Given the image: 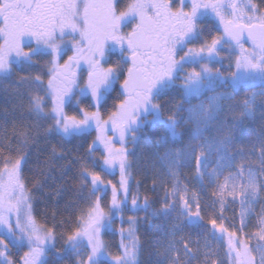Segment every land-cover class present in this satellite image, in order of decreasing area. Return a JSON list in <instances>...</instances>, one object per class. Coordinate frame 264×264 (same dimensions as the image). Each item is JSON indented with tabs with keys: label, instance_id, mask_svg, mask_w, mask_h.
<instances>
[{
	"label": "snow or ice",
	"instance_id": "snow-or-ice-1",
	"mask_svg": "<svg viewBox=\"0 0 264 264\" xmlns=\"http://www.w3.org/2000/svg\"><path fill=\"white\" fill-rule=\"evenodd\" d=\"M209 16L222 34L205 37L201 25ZM82 63L87 81L77 92ZM117 86L119 102L104 119L102 101ZM242 88L246 94L238 98ZM0 92L13 101L0 113L5 125L11 122V130L0 129V264H48L58 227L57 258L142 264L138 218L129 216V227H120L115 255L102 234L113 231L115 216L125 211L135 163L130 158L157 127L163 131L152 147H164L159 158L167 174H157L153 187L160 179L166 223L149 264H220L212 240H226L230 264H264V0H0ZM82 96L90 97L86 107ZM257 114L259 130L249 136L246 122ZM71 139L81 144L66 148ZM33 151L34 169L28 167ZM117 168L118 185L103 179L102 171ZM184 168H191L201 191L182 181ZM56 172L62 183L55 194H73L68 216L51 227L38 225L36 193L55 183ZM205 181L213 189L207 205L201 201ZM109 185L105 212L98 193ZM237 202L238 222L235 214L225 215ZM256 204L262 207L254 216ZM150 206L148 196L142 203L138 192L131 196V211L147 213ZM143 219L150 223L147 215ZM193 228L200 230L195 239ZM12 248L27 250L17 260Z\"/></svg>",
	"mask_w": 264,
	"mask_h": 264
},
{
	"label": "trees",
	"instance_id": "trees-1",
	"mask_svg": "<svg viewBox=\"0 0 264 264\" xmlns=\"http://www.w3.org/2000/svg\"><path fill=\"white\" fill-rule=\"evenodd\" d=\"M124 0H122V3ZM258 2V0H257ZM214 17L209 16L205 19V22L201 25L204 28V34L205 37H208L210 35H217V29H215L214 25L215 23L212 21ZM124 31H130V27L125 28ZM27 39V38H26ZM191 46V45H190ZM199 46V43L196 45ZM118 52L119 49H116V52H114L111 56L112 60H115L118 58ZM71 53H69L70 55ZM50 59V57H48ZM63 59H67V56H65ZM60 63H63V60L60 61ZM85 66L81 65L80 69H76L78 74V87H81L79 84L83 79L87 80V72L82 71V69ZM34 71H39V69H36ZM47 77H45L46 81ZM118 88V87H117ZM118 93L119 90L116 91H110L108 94H106L104 100L102 101V107L100 109L104 119H107V115L109 112L114 110V105L118 103ZM245 90L242 88L238 98H242L245 95ZM122 98V97H120ZM177 99H179L178 95L176 96ZM83 103L82 107H86L90 102V97H82L80 98ZM13 101H11L8 97H6L5 93L0 92V113H3V111L6 108H11ZM94 110V109H93ZM259 123H260V117L259 114H257L255 121L249 120L246 122L247 131L249 136L259 130ZM8 127L9 130H11V122H9L7 125L4 124L3 120L0 119V129ZM162 129L157 127L155 129L149 130L147 132L148 136V142H142L141 146L136 150L135 157H131V160H134L135 163L133 165V168L131 170L133 179L131 180V187L132 191L131 194L128 197L127 201V207L125 211L121 214L118 213L114 218L113 223V231H110L106 234H102V238L104 239L105 243L109 246L107 251L110 252L112 255L117 254L119 250V229L121 226H123L125 229H127L129 226L127 224V219L129 216H135L140 220V223L136 225L137 228V235L140 237V240L142 244L144 245L142 253H141V261L142 264H149L150 260V253L153 251V248L158 246L159 244V236H160V230L161 226L166 223L165 218L160 214V206L162 202V198L164 196V190L161 186L160 179L157 180L155 188L153 187V178L159 174L161 178L166 177L167 174V162L161 160L159 157L163 154L164 147L162 146L159 151L157 152L152 147L153 144L158 142V138L160 137L162 133ZM109 136H112L114 140L115 137L113 133L109 130L108 132ZM207 135V134H205ZM96 132L95 130L91 131V134L87 137V142L83 143V147L79 148V151L81 154H83L87 150V143L90 142L93 138H95ZM248 137L245 139L247 140ZM55 142V141H54ZM81 144L80 140L77 139H71L68 142H66V148L73 149ZM43 146V145H42ZM119 147V143L116 145ZM129 149L131 150L132 145H128ZM102 150V149H101ZM100 152H97L94 154V159L99 158ZM43 159V157H41ZM35 160H36V153L33 151L31 162L29 163L28 167L33 168L35 167ZM239 158H237V163H239ZM61 164L66 163V161H60ZM103 167L102 161L99 162L96 170L100 171ZM75 169L72 171H69L67 174V184L70 186L72 184L71 176ZM182 181L184 183H188L190 185H195L196 190L199 192L201 191L200 185L197 181L192 179V171L191 168H184L182 170ZM24 175L28 178L31 177L32 173L25 169ZM57 180L55 183L52 181H48L49 186H45L42 190L38 191L36 193V199L33 204V214L36 218L37 224H47V226L51 227L55 222L59 221L61 218H67L68 212L65 211V205L68 202L69 199L73 198V194L71 190L65 191L63 195H56L53 191V188L56 186H59L62 181L59 178V172L55 173ZM101 175L105 181L111 180L114 184H119L120 176L116 174V179H111V177L106 173L105 171L101 172ZM115 176V177H116ZM137 182H139V186L137 187ZM213 191L212 188L207 186V181H205V187L202 190L203 194L201 195V201L203 204L207 205L210 204L212 201L211 192ZM139 194L141 197V203L144 196H148L150 200V208L148 209L147 213L144 211L139 212H132L129 209V205L131 204V196L134 194ZM98 195H102L104 198L102 200V206L104 207L105 212L109 211L110 208V201H111V186L109 185L106 188V193H98ZM262 205L257 204V212L258 214L260 212ZM53 211H56L58 214L56 216V221L53 220ZM240 207L239 204L230 205L228 210L226 211L225 215L231 219L233 215L235 214L237 217L238 222V215H239ZM121 215L123 216V220H121ZM145 215L148 216V219L150 223L144 222ZM202 215L205 216V224L207 227V232H211V226L207 225V220L210 217L211 213L209 209H205L204 212H202ZM255 219H253V223H255ZM251 230V229H250ZM61 229L57 228V239H56V248L52 249L47 256L48 264H73L72 260H69L67 257L64 259H60L56 257V249H59L62 245V241L59 239V232ZM189 231V229H186V232ZM193 232V238H196L195 233L200 231L199 229L193 228L191 229ZM207 235V233H205ZM148 241H151V244L148 243ZM213 243V250L218 254L217 257L220 261V264H230V258L226 255L227 248H226V242L220 241L217 242L215 240L211 241ZM26 248L22 249H16L12 248V254L13 258L19 259L20 256L23 255V252L26 251ZM154 259V257H152ZM196 264V262H194Z\"/></svg>",
	"mask_w": 264,
	"mask_h": 264
},
{
	"label": "rangeland",
	"instance_id": "rangeland-1",
	"mask_svg": "<svg viewBox=\"0 0 264 264\" xmlns=\"http://www.w3.org/2000/svg\"><path fill=\"white\" fill-rule=\"evenodd\" d=\"M212 21L215 23L214 27H215V29H217V35H218V34H222L223 29H222V27L219 25L218 21H216L215 18H213ZM244 46H245V48H250V47H251V43H245ZM238 51H239V50L237 49V52H238ZM221 55H222V56H227V53H226V52H223V53H221ZM233 59H234V57H233ZM227 63H228L227 59H224L223 64H224L225 67H224V69H222V70H225V71H226ZM217 67H220V65L218 64ZM86 81H87V80H85V79H83V80L81 81V83L79 84L81 87H77V88H76V91H77V92H79V89H80V88H83V87H84ZM117 87H118V86H117ZM117 89L119 90V88H117ZM254 90L259 91L260 89H259V87H257V88L254 89ZM107 94H108V93H107ZM82 97H84V96H82ZM82 97H80V98H82ZM194 102H195V101H194ZM114 137H115V139H116V136H114ZM106 173L111 177V179H116V181L118 180V179H117V176H116V174L119 175V170H118V168H117V169H108V170H106ZM115 176H116V177H115ZM229 199H231V198H229ZM236 204H239V202H237ZM239 207H240V205H239ZM129 209H131V204L129 205ZM132 212H133V211H132ZM256 212H257V204L254 205V210H253V215H254V216L256 215ZM118 236H119V245H118V247H119L120 244H121V239H122V237H121L120 233H118ZM126 242H127V241H126ZM225 242H226V240H225Z\"/></svg>",
	"mask_w": 264,
	"mask_h": 264
},
{
	"label": "water",
	"instance_id": "water-1",
	"mask_svg": "<svg viewBox=\"0 0 264 264\" xmlns=\"http://www.w3.org/2000/svg\"><path fill=\"white\" fill-rule=\"evenodd\" d=\"M244 40H245V42L247 41V37L246 36H245ZM248 42H250V41H248Z\"/></svg>",
	"mask_w": 264,
	"mask_h": 264
}]
</instances>
